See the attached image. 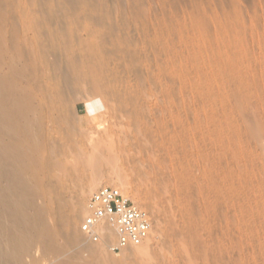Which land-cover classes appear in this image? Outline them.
<instances>
[{
    "label": "rangeland",
    "instance_id": "1",
    "mask_svg": "<svg viewBox=\"0 0 264 264\" xmlns=\"http://www.w3.org/2000/svg\"><path fill=\"white\" fill-rule=\"evenodd\" d=\"M0 64L40 141L11 264H264V0H0ZM102 185L142 245L84 233Z\"/></svg>",
    "mask_w": 264,
    "mask_h": 264
},
{
    "label": "bare ground",
    "instance_id": "2",
    "mask_svg": "<svg viewBox=\"0 0 264 264\" xmlns=\"http://www.w3.org/2000/svg\"><path fill=\"white\" fill-rule=\"evenodd\" d=\"M29 108V95L2 73L0 64V264L20 263L18 250L31 241L26 238V208L35 201L36 175L30 171L27 149L37 152L40 141L30 131ZM3 133L11 135V142L3 140ZM101 229L110 238L112 229Z\"/></svg>",
    "mask_w": 264,
    "mask_h": 264
},
{
    "label": "built area",
    "instance_id": "3",
    "mask_svg": "<svg viewBox=\"0 0 264 264\" xmlns=\"http://www.w3.org/2000/svg\"><path fill=\"white\" fill-rule=\"evenodd\" d=\"M88 213L81 228L95 242L106 240L103 228L109 226L113 235L109 245L113 252L146 242L153 232L151 213L133 201L118 186L102 185L90 196Z\"/></svg>",
    "mask_w": 264,
    "mask_h": 264
}]
</instances>
